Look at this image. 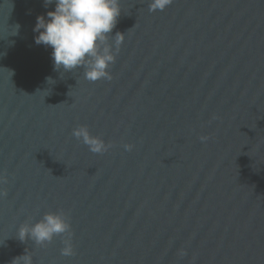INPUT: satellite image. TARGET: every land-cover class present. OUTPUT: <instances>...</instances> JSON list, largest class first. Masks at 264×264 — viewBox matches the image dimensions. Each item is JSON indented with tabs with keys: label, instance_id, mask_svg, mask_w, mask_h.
Returning a JSON list of instances; mask_svg holds the SVG:
<instances>
[{
	"label": "water",
	"instance_id": "water-1",
	"mask_svg": "<svg viewBox=\"0 0 264 264\" xmlns=\"http://www.w3.org/2000/svg\"><path fill=\"white\" fill-rule=\"evenodd\" d=\"M150 3L119 0L112 79L91 82L34 41L54 4L0 0V264H264V0ZM48 213L73 255L17 238Z\"/></svg>",
	"mask_w": 264,
	"mask_h": 264
},
{
	"label": "clouds",
	"instance_id": "clouds-1",
	"mask_svg": "<svg viewBox=\"0 0 264 264\" xmlns=\"http://www.w3.org/2000/svg\"><path fill=\"white\" fill-rule=\"evenodd\" d=\"M44 3L45 7L54 4L55 10L48 11L46 16L37 17L33 29L37 33L34 41L36 45L52 49L54 70L66 73L83 68L84 78L88 81L111 80L109 68L115 63L125 40V34L117 32L114 44L111 42V33L121 16L119 0H44ZM171 3L172 0H151L149 11H163ZM46 82L55 84L51 77H47ZM72 135L95 154H103L110 147L99 137L93 136L86 126L74 129ZM205 139L201 137L202 141ZM124 148L132 151L134 145L125 144ZM0 183H7V179L0 177ZM71 227L64 213H48L35 224L22 225L17 238L20 241L30 239L36 245H46L56 236L66 234L61 254L71 256L74 254ZM180 254L183 256L186 252L182 250ZM12 264H32V259L25 254L15 258Z\"/></svg>",
	"mask_w": 264,
	"mask_h": 264
}]
</instances>
